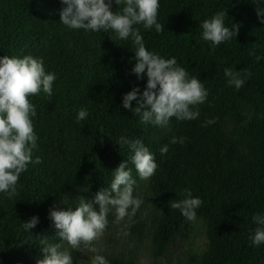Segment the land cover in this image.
Here are the masks:
<instances>
[{"label": "trees", "instance_id": "trees-1", "mask_svg": "<svg viewBox=\"0 0 264 264\" xmlns=\"http://www.w3.org/2000/svg\"><path fill=\"white\" fill-rule=\"evenodd\" d=\"M33 4L34 0H0V58L30 55L42 59L47 72L55 51L36 48L43 32ZM256 4L264 8V0H159L157 22L164 30L157 33L154 27L134 25L147 50L164 59L175 58L208 92L204 103L193 106L199 117L171 118L175 128L163 139L153 136L154 126L141 123L139 115L123 107L125 94L138 87L142 95L147 84L146 74L140 80L132 72L135 46L131 38L120 40L112 31L83 29H70L64 35L65 44L78 51L67 60L69 74L54 81L51 96L42 89L35 96L45 97L52 121L64 119L63 139L75 163L61 174L53 173L42 159L40 164L27 165L17 184L18 195L0 203V264H35V257H43L39 239L47 236L53 244L59 239L49 219L54 205L75 211L74 195L87 190L95 198L101 189L110 188L113 172L122 162L136 172L127 146L117 143L121 136L143 141L158 165L149 179L150 234L156 256L174 236L187 234L189 221L169 205L184 199L183 190L190 189L193 198L202 200L196 213L205 224L207 238L197 263L264 264V244L251 246L249 239L258 227L253 216L264 215V117L248 125L243 140L221 134L224 119L236 116L240 99L249 97L250 91L264 98V23ZM119 7L113 0L111 10L115 13ZM221 11L227 13L225 26L239 25V34L213 50L203 40L200 24ZM226 68L241 73L245 83L239 90L229 86ZM80 108L88 116L77 123ZM207 120L215 123L204 126ZM173 137L185 142L172 144ZM165 145L169 151L162 156L159 149ZM32 217L39 222L25 231L23 223ZM143 228L141 221L133 224L136 235H142Z\"/></svg>", "mask_w": 264, "mask_h": 264}, {"label": "clouds", "instance_id": "clouds-1", "mask_svg": "<svg viewBox=\"0 0 264 264\" xmlns=\"http://www.w3.org/2000/svg\"><path fill=\"white\" fill-rule=\"evenodd\" d=\"M113 0H61L64 7L60 11L61 23L70 29L85 31H112L120 40L131 38L135 46V66L133 74L143 80L146 74L147 84L142 95L141 90L133 88L123 97V107L141 117V123L154 127H167L170 119L175 117L179 121L196 120L198 109L193 106L202 104L208 97V92L197 77H189L187 71L178 66L175 58L164 59L158 54L150 52L143 43V37L134 25H143L145 29L155 28L157 33L164 30V26L157 22L159 0H115L120 11L112 9ZM257 16L264 23V8L256 4ZM227 13L221 11L212 18L200 24L202 38L210 42L213 50L225 41L236 38L239 25L233 23L231 29L225 26L224 17ZM257 61L260 57H256ZM225 76L229 86L239 90L245 83L240 72L226 68ZM250 78L251 73L247 72ZM56 80L55 73L46 72L42 59L25 56L23 58L4 56L0 58V193L8 198L18 195L17 184L27 165L32 163V152L37 147L38 137L34 133L31 117L36 116V108L30 103L29 97L38 95L41 91L52 95V86ZM136 101L137 107L132 108ZM88 116L85 108L77 112L76 122L83 121ZM215 123L207 120L204 126ZM184 138L173 137L172 144H183ZM122 148L127 146L130 162L135 166L140 180L151 178L158 167L153 153L140 139L130 140L121 136L117 142ZM167 145L159 149L163 156L167 154ZM36 164L42 163L39 157ZM110 188L101 189L94 200L86 201L79 198V206L75 211L58 210L54 205L50 210L49 219L58 230L63 242L73 249H79L81 244L90 247L104 233L108 225V215L114 210L116 222L126 216L135 215L142 201L134 198L133 179L128 162H122L113 172ZM114 193V196H113ZM182 200L170 202L171 210H180L188 221H195L202 200L193 198L190 189H184ZM99 205V211L93 207ZM131 209V214L129 213ZM38 217L23 223L25 231L35 228ZM253 222L258 225L254 234L250 235L251 246L264 244V215L256 214ZM42 246L43 258L37 264H73L72 255L62 250V244L49 243L48 237L39 239ZM91 251L95 252L94 247ZM90 264H108L105 257L95 255Z\"/></svg>", "mask_w": 264, "mask_h": 264}, {"label": "rangeland", "instance_id": "rangeland-1", "mask_svg": "<svg viewBox=\"0 0 264 264\" xmlns=\"http://www.w3.org/2000/svg\"><path fill=\"white\" fill-rule=\"evenodd\" d=\"M63 7L61 0H34L33 4V9L40 13L38 18L43 32L36 48L40 52L55 51L47 72L55 73L56 80L69 74L66 68L67 60L78 54L77 49L73 48L71 43L65 44L64 35L70 32V28L61 23L60 11ZM114 36H116L115 33ZM249 93V97L239 100V110L236 116L224 119L222 136L230 137L232 140H243L246 138L248 125L253 120L264 117V98L254 91ZM29 101L36 108V116L31 119L34 133L38 137L37 147L32 152V163L35 164L36 158L39 157L53 173L61 174L75 163V159L70 155L63 139L66 123L64 119L51 120L45 110L46 100L43 95L30 96ZM174 128L172 123L163 128L154 127L153 136L156 139L166 138ZM30 167L37 168L36 165ZM131 173L133 179L137 181L133 196L142 201L135 215L126 216L120 222H116L114 210L110 212L107 217V228L90 247L81 244L79 249H73L60 237L56 243H61L62 250H66L72 255L73 264H90L91 258L95 255H101L105 259H114L124 264H198L197 258L207 247L204 222L197 217L195 221H189L187 234L174 236L165 245L163 252L156 256V248L150 234L153 214L149 190L150 178L140 180L137 172L131 170ZM80 197L86 201L94 200L87 190H81L73 197L74 203L78 206ZM7 199L5 193H0V203H5ZM93 207L99 211L98 204H94ZM129 213L131 214V209H129ZM136 221H141L144 224L143 234L140 236L136 235L133 230V224ZM92 247L96 249L95 252L91 251ZM41 258L43 257H35L34 263L37 264V260Z\"/></svg>", "mask_w": 264, "mask_h": 264}]
</instances>
